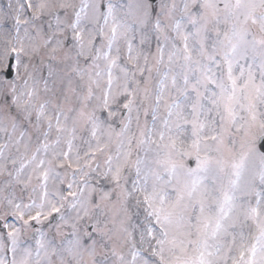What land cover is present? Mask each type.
<instances>
[{"label":"snow or ice","instance_id":"snow-or-ice-1","mask_svg":"<svg viewBox=\"0 0 264 264\" xmlns=\"http://www.w3.org/2000/svg\"><path fill=\"white\" fill-rule=\"evenodd\" d=\"M0 264H264V0H0Z\"/></svg>","mask_w":264,"mask_h":264}]
</instances>
